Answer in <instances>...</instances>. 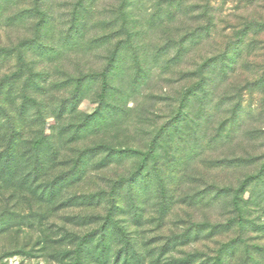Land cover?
<instances>
[{
  "label": "rangeland",
  "instance_id": "374dc122",
  "mask_svg": "<svg viewBox=\"0 0 264 264\" xmlns=\"http://www.w3.org/2000/svg\"><path fill=\"white\" fill-rule=\"evenodd\" d=\"M0 101V264H264V0H0Z\"/></svg>",
  "mask_w": 264,
  "mask_h": 264
},
{
  "label": "trees",
  "instance_id": "16d2710c",
  "mask_svg": "<svg viewBox=\"0 0 264 264\" xmlns=\"http://www.w3.org/2000/svg\"><path fill=\"white\" fill-rule=\"evenodd\" d=\"M6 52H10L12 51L11 49H6ZM18 59L19 61L22 62V56L21 53L18 52ZM111 61V60H110ZM21 68H19V71L17 72V76H20V72ZM19 73V74H18ZM98 75L101 78V91H100V96H103L106 90V86H107V74H106V69L102 70L101 72L98 73ZM22 76V74H21ZM80 79H78L77 81H79ZM79 85V82H78ZM77 85V88H78ZM5 96H8L7 94H5ZM2 99V98H1ZM1 102V101H0ZM23 126V124H21L20 126L17 124L16 125H10V127L7 129V131L1 135V139H2V144L0 143V174L1 172L4 173L5 177L8 175V177L15 178V173L17 171L13 170V168H17L18 164V158H19V145L21 142V138H20V128ZM40 140H35L32 142L33 144H39ZM31 149V144H30V148ZM9 169H12L11 172ZM244 183V182H243ZM242 187V186H240ZM239 190V188H238ZM237 190V191H238ZM236 199H237V195L234 194L233 196V202L235 203L236 206ZM237 210L239 211V209L237 208ZM240 212V211H239ZM237 213L238 216H240V213ZM238 220L240 221V218H238Z\"/></svg>",
  "mask_w": 264,
  "mask_h": 264
}]
</instances>
